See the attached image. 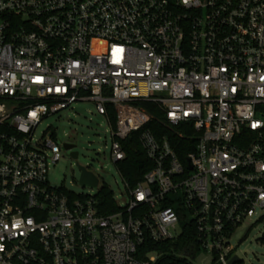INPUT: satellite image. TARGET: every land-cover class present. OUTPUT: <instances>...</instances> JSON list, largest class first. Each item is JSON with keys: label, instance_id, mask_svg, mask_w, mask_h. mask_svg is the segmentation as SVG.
Returning a JSON list of instances; mask_svg holds the SVG:
<instances>
[{"label": "built area", "instance_id": "built-area-1", "mask_svg": "<svg viewBox=\"0 0 264 264\" xmlns=\"http://www.w3.org/2000/svg\"><path fill=\"white\" fill-rule=\"evenodd\" d=\"M77 101L113 104L114 163L136 131L154 163L108 214L50 184L55 129L35 137ZM144 103L182 127V157ZM259 211L264 0H0V264H240L233 238ZM190 224L188 251L161 248Z\"/></svg>", "mask_w": 264, "mask_h": 264}, {"label": "rangeland", "instance_id": "rangeland-1", "mask_svg": "<svg viewBox=\"0 0 264 264\" xmlns=\"http://www.w3.org/2000/svg\"><path fill=\"white\" fill-rule=\"evenodd\" d=\"M47 129H55L60 146V159L49 167L48 180L52 186H64L76 193L95 194L96 187L82 185L80 166L87 168L98 178L99 186L107 184L120 201L128 199L127 186L111 157L112 128L105 115L99 114L95 102L77 101L69 108L48 116L36 129L35 137H41ZM74 143L73 149H65L63 143ZM78 152V157L71 155ZM260 219L258 220V218ZM237 244L240 264H264V213L259 211L246 220L233 238ZM195 264H212L211 255L205 253Z\"/></svg>", "mask_w": 264, "mask_h": 264}, {"label": "trees", "instance_id": "trees-1", "mask_svg": "<svg viewBox=\"0 0 264 264\" xmlns=\"http://www.w3.org/2000/svg\"><path fill=\"white\" fill-rule=\"evenodd\" d=\"M143 105L147 107L148 111L153 115L152 120L145 126V128L149 129L155 137H159L163 134L169 135L173 145L175 144L177 153L182 157L186 152L183 150V147L189 142L187 136H179L182 127L168 128L163 123V114L158 109L148 103H144ZM106 111L105 116L108 118L111 128H115L116 113L113 104H106ZM140 134V131L132 132L128 137L120 141L121 146L125 151V158L115 163L121 177L129 187H134L143 179L144 174L154 166L153 161L148 157L146 150L142 145ZM176 139H179V141L176 142ZM95 198L96 206L102 214H108L117 208L113 191L107 184L103 183L101 185L100 189L95 194ZM196 241L195 229L193 228V225L190 224L185 227V231L182 232V235L175 243L172 241H165L162 243L161 248L163 250H170L173 247L178 251H188L190 246Z\"/></svg>", "mask_w": 264, "mask_h": 264}, {"label": "water", "instance_id": "water-1", "mask_svg": "<svg viewBox=\"0 0 264 264\" xmlns=\"http://www.w3.org/2000/svg\"><path fill=\"white\" fill-rule=\"evenodd\" d=\"M65 147L67 149H73L75 147L74 143H66ZM71 155L74 158L78 157V152L76 151H72ZM80 170H81V177H80V182L82 185H87L90 187H97L98 185V178L95 176L94 173H92L91 171L87 170L85 167L80 166ZM239 261L238 257H234L232 259V261L230 262V264H233V262Z\"/></svg>", "mask_w": 264, "mask_h": 264}]
</instances>
